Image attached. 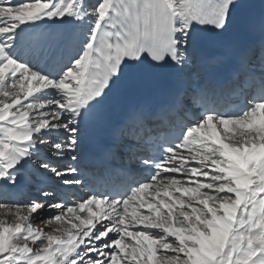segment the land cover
<instances>
[{
    "label": "snow or ice",
    "instance_id": "snow-or-ice-1",
    "mask_svg": "<svg viewBox=\"0 0 264 264\" xmlns=\"http://www.w3.org/2000/svg\"><path fill=\"white\" fill-rule=\"evenodd\" d=\"M145 65L173 91L116 135L138 143L168 126L146 156L123 145L150 174L69 204L63 187L85 173L45 162L59 182L44 199L11 200L38 145L78 161L82 126ZM0 182V264H264V0H0ZM45 208L56 214L40 220Z\"/></svg>",
    "mask_w": 264,
    "mask_h": 264
},
{
    "label": "bare ground",
    "instance_id": "bare-ground-1",
    "mask_svg": "<svg viewBox=\"0 0 264 264\" xmlns=\"http://www.w3.org/2000/svg\"><path fill=\"white\" fill-rule=\"evenodd\" d=\"M19 2H24V0H19ZM52 28H56L58 26H51ZM193 78L198 79L199 77L196 75L195 70H193ZM82 140H81V145L79 148V151L77 153L78 155V161H72L71 160V153L66 154L65 156H55L53 155V150L51 147L48 145V149L46 147L43 148V145H38L37 148L34 150V155L31 161H29L27 164H25L24 168L20 170L18 176L17 183L14 188L11 189L13 195L10 197L11 200L16 201L18 203H23L25 200L28 198H32L31 196L34 195L35 198L40 197L39 199H44L41 196V189L44 190H49L48 184H51L53 182H59L57 178L52 177L50 173H46L43 168L40 167L42 163H50L53 166L56 167H64L66 165H74L77 166L79 165V162L81 160V153H82V142H83V136H84V125L82 126ZM59 139V137H56ZM125 144H130L131 148L137 149L138 147L141 146V144L138 143H130V139H125ZM124 148H128L124 146ZM48 150L47 153H42V151ZM36 166V168H35ZM47 180V183L45 184V181ZM2 183V182H0ZM77 187H68L64 186L63 191L60 193V199L72 204L79 200V198H76L74 196V190H77ZM38 196V197H37ZM50 202H56L54 200ZM56 214V211L54 209H49L45 208L43 211V216L40 217V220H46L49 217H52ZM10 219V217H9ZM39 222V220L37 221ZM56 225L50 224L48 228H46V231H49L53 228H55Z\"/></svg>",
    "mask_w": 264,
    "mask_h": 264
},
{
    "label": "rangeland",
    "instance_id": "rangeland-1",
    "mask_svg": "<svg viewBox=\"0 0 264 264\" xmlns=\"http://www.w3.org/2000/svg\"><path fill=\"white\" fill-rule=\"evenodd\" d=\"M44 147H46L47 149H48V145H43V148ZM47 153L48 152V150H44V151H42V153ZM32 199H30V198H27L26 200H25V202H23V203H21V204H26V203H28V202H30ZM43 214V213H42ZM41 214V216L40 217H42L43 215ZM39 223V222H38Z\"/></svg>",
    "mask_w": 264,
    "mask_h": 264
}]
</instances>
